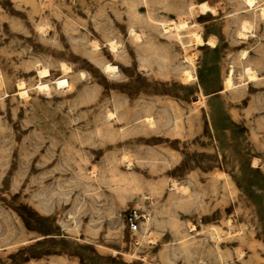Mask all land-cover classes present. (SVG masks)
Masks as SVG:
<instances>
[{"label":"rangeland","instance_id":"374dc122","mask_svg":"<svg viewBox=\"0 0 264 264\" xmlns=\"http://www.w3.org/2000/svg\"><path fill=\"white\" fill-rule=\"evenodd\" d=\"M260 8L0 0V264H264Z\"/></svg>","mask_w":264,"mask_h":264},{"label":"bare ground","instance_id":"6f19581e","mask_svg":"<svg viewBox=\"0 0 264 264\" xmlns=\"http://www.w3.org/2000/svg\"><path fill=\"white\" fill-rule=\"evenodd\" d=\"M246 1V3L248 4V5H252L253 3H254V0H245ZM197 6L201 9V10H207L208 8L206 7V5L204 4V3H198L197 4ZM260 11H261V13L262 14H264V8H260ZM173 23V26L176 28V29H181V28H183V27H185L186 26V23L185 22H183V21H180V22H175V21H172L171 22V24ZM170 25V24H169ZM171 27V26H170ZM242 28H244V26H242ZM177 32H179V31H177ZM193 33V40H194V42L196 43V44H203L205 41L201 38V36H200V34L199 33H197V32H192ZM179 34V33H178ZM240 34H242L241 32H240ZM210 39V38H209ZM207 41V40H206ZM207 44H213V40L212 39H210V40H208L207 42H206ZM109 47H110V49L111 50H113L114 49V45H113V43H110L109 44ZM187 59L190 61V57H187ZM103 70L104 71H106V72H109V73H114L115 72V70H116V68H115V66H113V65H111V64H105L104 66H103ZM37 73H39V75L40 76H45L46 74H47V70L46 69H44V68H42V69H39L38 71H37ZM247 73H248V76L249 77H253V76H255V73L253 72V71H250L248 68H247ZM184 74L187 76V77H190L191 76V74H190V72H189V70H185V72H184ZM54 86L55 87H57V88H63L64 86H65V84H66V79L64 78H57V79H55L54 80ZM232 85V82H231V77H230V73H229V75L226 77V79H225V87H229V86H231ZM37 88L39 89V90H46L47 88H48V83H39L38 85H37ZM23 92H21V94H22ZM199 101V98L195 101V103H197Z\"/></svg>","mask_w":264,"mask_h":264},{"label":"built area","instance_id":"2783aa9c","mask_svg":"<svg viewBox=\"0 0 264 264\" xmlns=\"http://www.w3.org/2000/svg\"><path fill=\"white\" fill-rule=\"evenodd\" d=\"M125 224L130 234H135L149 222V213L142 208L132 205L126 208Z\"/></svg>","mask_w":264,"mask_h":264},{"label":"trees","instance_id":"16d2710c","mask_svg":"<svg viewBox=\"0 0 264 264\" xmlns=\"http://www.w3.org/2000/svg\"><path fill=\"white\" fill-rule=\"evenodd\" d=\"M256 170L258 169V166H253ZM248 168H250L251 169V167L250 166H248ZM240 187V186H239Z\"/></svg>","mask_w":264,"mask_h":264}]
</instances>
